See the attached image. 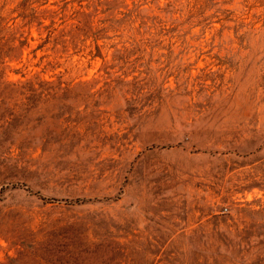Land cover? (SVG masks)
Here are the masks:
<instances>
[{"label":"rangeland","instance_id":"rangeland-1","mask_svg":"<svg viewBox=\"0 0 264 264\" xmlns=\"http://www.w3.org/2000/svg\"><path fill=\"white\" fill-rule=\"evenodd\" d=\"M0 264H264V0H0Z\"/></svg>","mask_w":264,"mask_h":264}]
</instances>
